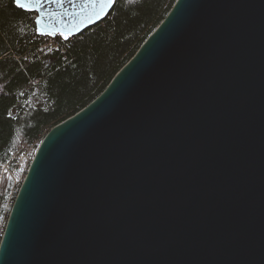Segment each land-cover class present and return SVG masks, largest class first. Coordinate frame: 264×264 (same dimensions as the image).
Segmentation results:
<instances>
[{"label": "water", "instance_id": "95a60500", "mask_svg": "<svg viewBox=\"0 0 264 264\" xmlns=\"http://www.w3.org/2000/svg\"><path fill=\"white\" fill-rule=\"evenodd\" d=\"M115 2L24 9L72 36ZM0 264H264V0H176L41 140Z\"/></svg>", "mask_w": 264, "mask_h": 264}, {"label": "trees", "instance_id": "16d2710c", "mask_svg": "<svg viewBox=\"0 0 264 264\" xmlns=\"http://www.w3.org/2000/svg\"><path fill=\"white\" fill-rule=\"evenodd\" d=\"M176 0H116L109 16L47 49L36 12L0 0V162L38 148L56 124L95 99ZM0 177V242L16 196Z\"/></svg>", "mask_w": 264, "mask_h": 264}, {"label": "built area", "instance_id": "2783aa9c", "mask_svg": "<svg viewBox=\"0 0 264 264\" xmlns=\"http://www.w3.org/2000/svg\"><path fill=\"white\" fill-rule=\"evenodd\" d=\"M69 37L70 36L61 34L56 36H47L49 40L46 46L54 48L61 47L62 40L68 39ZM33 158V153L30 155L28 152L21 150L18 154L0 162V177L9 175L14 180V187L11 194L12 197L17 195L19 187L26 176Z\"/></svg>", "mask_w": 264, "mask_h": 264}, {"label": "snow or ice", "instance_id": "6c2138e0", "mask_svg": "<svg viewBox=\"0 0 264 264\" xmlns=\"http://www.w3.org/2000/svg\"><path fill=\"white\" fill-rule=\"evenodd\" d=\"M14 4L21 8H27L30 10H37V7H42L45 0H13ZM49 2L52 3H60L61 0H49ZM94 2L97 4V6L101 7V11L103 10V8L110 6L113 3V0H94ZM40 21L37 20V23H39ZM61 35H64L63 33H61Z\"/></svg>", "mask_w": 264, "mask_h": 264}, {"label": "rangeland", "instance_id": "374dc122", "mask_svg": "<svg viewBox=\"0 0 264 264\" xmlns=\"http://www.w3.org/2000/svg\"><path fill=\"white\" fill-rule=\"evenodd\" d=\"M45 47H46V45H45ZM22 150H24L25 152H28L30 155L33 153L34 155H35V150L33 151V149L32 148H24V149H22ZM37 150V149H36ZM19 151H21V149H19V150H17L16 152V154H18V152Z\"/></svg>", "mask_w": 264, "mask_h": 264}, {"label": "bare ground", "instance_id": "6f19581e", "mask_svg": "<svg viewBox=\"0 0 264 264\" xmlns=\"http://www.w3.org/2000/svg\"><path fill=\"white\" fill-rule=\"evenodd\" d=\"M47 47V49H50V48H54V47H48V46H46ZM58 48H60V47H58ZM13 206V205H12ZM9 219V218H8ZM8 222V221H7ZM7 225V224H6ZM4 234V233H3ZM3 237V236H2ZM1 243V242H0Z\"/></svg>", "mask_w": 264, "mask_h": 264}]
</instances>
